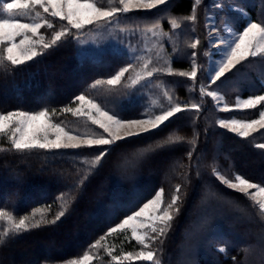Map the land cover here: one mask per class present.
<instances>
[{"label": "trees", "instance_id": "16d2710c", "mask_svg": "<svg viewBox=\"0 0 264 264\" xmlns=\"http://www.w3.org/2000/svg\"><path fill=\"white\" fill-rule=\"evenodd\" d=\"M216 1L223 5V10L213 7ZM229 4L233 7H227ZM192 7L193 0H172L167 12L160 6V10L129 13L120 18L118 25L121 28L139 25L138 29H143L159 18L161 28L172 33L174 30L165 17L177 18L182 23V29H177L181 58L173 57L171 66L175 70H188L192 67L189 58L193 50L187 45L197 37L201 44L195 50L196 60L205 62L208 10L215 14L218 25L231 21L237 29H243L246 18L237 7L246 9L253 21L264 23V0H202L196 9L197 21L190 25L183 17L190 14ZM48 18L54 29H44V32L51 36L65 22ZM88 32L91 31L81 37ZM80 47V43L73 40L26 65L15 69L9 65L7 74L0 70V112L56 109L54 119L66 128L99 136L103 130L97 125L83 117L62 113L60 109L73 105L72 98L81 93L122 119L143 118L141 114L146 109L156 112L159 95L163 93L171 95L181 105L199 102L192 86L200 76L193 82L179 76L155 74L140 86L127 87L126 74L119 86L92 89L90 85L95 80L107 79L128 63H136L131 59L136 55L112 46L96 53H85ZM237 76L246 80L234 85ZM214 85L227 95L232 90L242 95L263 92L264 57H250L238 65L228 74L226 87L220 86V82ZM199 104L204 106L202 101ZM207 110L185 113L182 119L167 128L162 126L156 134L111 146L83 184L80 181L87 172L86 161L99 155L96 148L18 152L11 150L6 138L0 137V148L9 149L0 151V210L12 212L16 219L37 212L36 218L43 213L51 220L62 208L58 197L63 193V199L69 201L66 215L55 224L33 229L0 246V264H67L71 258L84 255L111 226L160 189L164 190L165 202H170L176 185L181 186L180 211L166 236L151 243L161 264H264V248L259 251L260 255L251 252V262L247 260L249 250H254L251 246L264 244V213L244 194L224 186L213 175V169L228 179L240 174L264 186V149L258 147L264 144V130L248 138L239 137L217 125ZM223 114L229 115L228 112ZM173 134L184 137V141L164 144ZM205 182L211 184L210 191L214 193L208 207L200 206L196 197ZM218 198H226L234 205L218 203ZM203 210H206L203 224L184 237V225ZM6 229V221H0V232ZM181 241H185V250L174 259ZM221 246H227L226 253L219 252ZM116 247L119 249L115 252L121 255L140 245L134 240L127 243L120 240ZM103 257L95 258L92 264H116L108 254ZM122 264L150 262L122 260Z\"/></svg>", "mask_w": 264, "mask_h": 264}, {"label": "snow or ice", "instance_id": "6c2138e0", "mask_svg": "<svg viewBox=\"0 0 264 264\" xmlns=\"http://www.w3.org/2000/svg\"><path fill=\"white\" fill-rule=\"evenodd\" d=\"M202 3V0H193V7L190 14L183 17L184 22L194 25L197 21L196 9ZM164 6V12L172 6V0H0V70L7 74L9 65L15 69L26 65L28 62L36 61L49 50L57 48L70 41H80L81 34L86 31L108 32L117 25L122 16H127L134 12H150L153 9L160 10ZM213 7L223 10V5L219 2L214 3ZM227 7H233L229 4ZM247 15L243 8L239 9ZM48 17L58 18L65 22L59 30H54L50 39H45L41 29H54V24ZM170 28L173 30L182 29V23L177 18H167ZM161 27L159 18L151 26H145L141 31L147 36L163 35L171 42L170 33H158L157 29ZM209 29L208 46L209 50L204 53L205 56H215L222 47L223 52L220 59H210L207 70V79L210 85L220 82V86L227 83L228 74L237 69L242 62L249 58L264 57V23L249 21L242 29L238 31L232 22H226L223 29L217 28L214 21L211 20L206 25ZM139 28V25L133 28L119 29L121 32H133ZM195 31L194 27L192 29ZM221 31L227 35H221ZM218 41V43H217ZM91 43H96L95 40ZM201 44L200 39L195 38L187 46L192 49L190 55L191 71H176L171 66V58L164 60V66L156 67L151 58L132 56L133 61H143L137 67V63H128L120 68L114 75L107 79H97L90 88L97 89L107 86L112 89L121 85L125 80L126 74L127 87L142 85V82L149 81L155 74L168 76H179L195 81L198 74V65L196 64V49ZM127 46V45H126ZM163 48V45H160ZM157 57L160 53L157 52ZM174 58L180 59L179 51L174 49ZM201 96L212 98L219 111H238L245 109H255L264 104V95H256L241 100L237 97L234 108H230L225 101V97L217 90L208 91L204 86L200 87ZM167 95V93H166ZM171 102L172 97L168 95ZM71 103L76 104L75 108L70 105L60 109L62 113H71L76 117H83L92 124L97 125L103 130L99 136L92 134L79 135L70 130H66L61 123L54 121L57 113L56 109L49 110L43 108L39 111L13 110L6 113H0V137L6 138L11 145V150L18 152L30 151L35 149L54 151L67 149L96 148L99 155L86 161L87 172L81 179L80 184L91 175L100 165L108 154L111 146L121 141H128L133 138L156 134L159 130L167 128L175 122L182 119L183 114L188 112H199L201 105L192 103L181 105L180 103L170 104L169 107L159 111V113H150L146 109L139 119H122L118 115L110 114L104 111L94 99L81 93L72 98ZM221 104L223 105L221 107ZM259 118L247 121L238 119H220L219 126L237 134L239 137L248 138L252 133L258 130H264V110L259 111ZM184 141V137L179 135H170L164 144H177ZM161 145H157L160 147ZM264 149V144L258 145ZM0 151H9L7 148H0ZM191 156V152L189 153ZM213 175L224 186L244 194L254 202L260 213H264V186L251 182L240 174H234L233 179H228L218 170L213 169ZM180 185H176L175 193L170 202L165 203L164 190L160 189L155 197L144 203L139 209L131 215L126 216L120 223L108 229L106 236L116 235L130 230L131 237L135 239L141 247L137 255L125 253L121 256H111L116 264H122L123 261H145L150 264H161L157 258V252L151 250V243L166 236L171 229L172 221L179 213V203L181 202ZM255 190V191H251ZM61 194L58 200L62 202L61 210L53 219H46L41 213L39 218L37 212L31 215H23L16 219L12 212L0 210V221H6L7 229L0 232V246L4 245L9 239H15L23 233L30 232L33 229L44 225L55 224L61 220L67 213L69 201L64 200ZM18 210V209H17ZM101 237L96 240L90 248L98 249L101 245ZM162 243V241H161ZM109 255L112 249H107ZM219 252H227V246H221ZM95 257L86 252L80 259H71L67 264H92ZM234 259V258H233Z\"/></svg>", "mask_w": 264, "mask_h": 264}, {"label": "rangeland", "instance_id": "374dc122", "mask_svg": "<svg viewBox=\"0 0 264 264\" xmlns=\"http://www.w3.org/2000/svg\"><path fill=\"white\" fill-rule=\"evenodd\" d=\"M105 3H106V0H105ZM215 3H217V1ZM240 8L241 7H237V11L240 12L241 15L246 18L245 25H244V27H246L247 23L249 21H253V20L250 17V15H249V13H248V11L246 9L243 8L245 10V12L247 13V15L242 13L239 10ZM210 18H211L212 21H214L216 23L217 28H219L221 30L223 29V27H224L226 22H222L221 25H218L217 21H216V16L211 10H208L206 12L205 25H207L210 22ZM232 25L237 29V27L235 26V24L233 22H232ZM119 29H122V28L119 27V25L117 24V25H115L113 27V29L111 30L110 33H108V32H94V31L88 32L86 35H84V36H82L80 38L79 43H80V46H81L80 47L81 50L83 52H85V53H96V52H98V50H102V49H105V48L111 47V46L119 48V49H125V50H129V51L133 52V54H135L138 57H143L144 59L151 58L153 60V64L150 65V67H152V66H156V67L164 66V63H163L164 60H168L170 58H171V60L173 59V57H174V49H177L179 51V44H180L179 39L180 38H179V33H178L177 29L172 31V33L168 32V31H165L161 27L159 29H157L158 33H165V32L166 33H170V35L172 37L171 42H169L168 38L164 37L163 35L152 36L151 34H148L146 36L141 31V29H137L135 33H133V32H121V31H119ZM237 30L238 31H242V29H237ZM41 33L44 34L46 40L50 39V36H48L47 33L45 34L44 29H41ZM221 35H227V34L224 33L223 31H221ZM208 36H209V29L206 27V40L207 41H208ZM93 40H95L96 43H91V41H93ZM217 43H218V41H217ZM161 44L163 45L162 49L160 48ZM207 51H210L209 50V46H208L206 52ZM157 52L160 53V57H162L163 59H160V58L157 57ZM222 52H223V48L221 47L218 50V52H217V54L215 56L209 57V56H205L204 55L205 62H200L199 63L196 60V64L199 66L198 67L197 78L200 76V79L198 80V82L196 84H193L192 87H193V90H194L195 94L199 98V102L202 101L204 103V106L201 107V109L208 108L207 111L210 112V115L213 117L212 119L215 120L217 125H219L218 121L220 119H225V120L238 119V120H242V121L258 119L259 118V115H258L259 111L264 110V104H261V105L257 106V108H255V109H245V110H238V111H232V112L219 111L217 106H216V103L212 100V98L207 97V96H203V97L201 96V94H200V87L201 86H204L208 91L217 90L225 97V101L224 102H226L227 105L230 108H234L236 100H237V97H239L241 100H243V99H247V98H250V97H253V96H256V95H264V91L260 92V93L242 95L239 91L236 92L235 90L230 91L229 94L227 95L226 92L223 89L219 88L218 86H215V85H210L209 86L210 82L207 79V70L209 68L210 59L219 60L220 59V54ZM142 62L143 61H136L137 67H139V64L142 63ZM191 70H192V67H191V69H188V70H176V71H191ZM245 80H246V77L242 78V77L237 76L236 79L234 80V85L237 84L238 82H243ZM142 84H143V82H142ZM136 86H140V85H136ZM223 86L226 87L225 85H223ZM158 95H159V93H158ZM159 96L161 97V99H159L160 100V105L159 106L157 105L158 106L157 111L153 112V113H157L158 114L159 111H161L163 109H166L167 107L170 106V104L180 103V101H178V100L176 101V99H174V98H172V100L170 102L169 99H168V96L166 94H164V93L160 94ZM161 101H163L164 103H162ZM199 102L197 104H199ZM192 103H196V102L192 101L190 103V105ZM70 106L75 108L77 105L73 104V105H70ZM222 106L223 105L221 104V107ZM102 109L104 111H107L104 108H102ZM219 112H221L222 114H220ZM227 112L229 113V115L223 114V113H227ZM0 113H6V112H0ZM110 114H112V113H110ZM137 119H139V118H137ZM54 121L56 123H59L55 119H54ZM62 126H64V125H62ZM66 130H70V129L66 128ZM70 131H72V130H70ZM72 132L74 134L85 135V133H80V132H77V131H72ZM217 154H218V150L215 151V155H217ZM251 182H253V181H251ZM253 183H256V182H253ZM256 184H258V183H256ZM260 186H262V185H260ZM210 188H211V184L209 182L208 183L205 182L203 184L202 190L196 196L197 199L200 202L199 203L200 206L203 205L205 207H208V205L210 204L209 203L210 200L214 197L213 196L214 193L212 191H210ZM251 191H255V190H251ZM155 195L152 196L148 200L153 199L155 197ZM217 200H219V202L217 201L218 203L223 202V203H225L227 205H232V206L234 205V203L232 201H230V200H228L226 198H221V199L218 198ZM147 201H145L144 203H146ZM138 209L139 208H137L135 211H137ZM135 211H133V212H135ZM133 212H131L128 215H131ZM205 212H206V210H203L200 214H198L197 217H195L192 220H189L186 223V225H184V227L182 229V231L184 233V237H186L190 233H194L195 231H197L200 228V226L203 224V218L205 216ZM243 213H244V211H243ZM128 215H126V216H128ZM126 216H124L121 220H119L117 223H115L111 227H114L116 224L120 223ZM245 217L243 216V219L250 220L249 219L250 217H246V218ZM107 232L108 231H106V233ZM105 234L102 237H105ZM100 238L101 237H99L98 239H100ZM110 238H112L113 240H110ZM120 240H124V241H126V243L129 242L130 240H134V242H136L135 239H133L131 237V232L129 230L128 232H121V233H118L116 235L106 236L103 240H101V245L102 246L100 248H98V249L90 248L87 252L92 254L95 258L100 257V256H101V258H104L103 256H106L107 254L109 255L107 249H112L111 254L109 255L110 257L111 256H121V258H123V255L125 253H132L135 256L141 251V247H140V248L133 249V250H130V251H127V252H123L121 255H117L115 250H117L119 248L116 247V244H117V241H120ZM113 241H114V245H113ZM136 244H137V242H136ZM185 245H186L185 241H181V243L179 244L180 248H179V251H178V255L174 256V259L180 257V255L183 254V252L185 250V247H186ZM251 247H253L254 250L253 251L249 250L250 253L247 254L248 255L247 260L250 259V262H251V258H250L251 257V252L253 253L252 255H256L257 253H259V255H260L261 253L259 251L264 248V244H260L259 243L258 245L251 246ZM151 250H154L153 247H151ZM82 256L73 257L71 259H80ZM95 260L96 259H94L93 261H95Z\"/></svg>", "mask_w": 264, "mask_h": 264}]
</instances>
